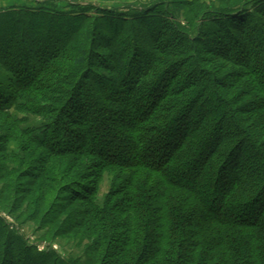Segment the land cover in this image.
Wrapping results in <instances>:
<instances>
[{
  "label": "trees",
  "instance_id": "1",
  "mask_svg": "<svg viewBox=\"0 0 264 264\" xmlns=\"http://www.w3.org/2000/svg\"><path fill=\"white\" fill-rule=\"evenodd\" d=\"M46 5L0 12V211L85 259L0 218V264H264V0Z\"/></svg>",
  "mask_w": 264,
  "mask_h": 264
},
{
  "label": "rangeland",
  "instance_id": "2",
  "mask_svg": "<svg viewBox=\"0 0 264 264\" xmlns=\"http://www.w3.org/2000/svg\"><path fill=\"white\" fill-rule=\"evenodd\" d=\"M158 1L160 0H0V12L4 10H37L39 8V5L46 2L47 5L46 7H43V10H47L48 12L55 11L67 14L75 12L74 14H80L82 11H80L79 8L73 9L71 7L73 5L78 4L85 7L88 6L90 8L89 10L86 9L85 11V14L88 16L99 18V16L110 15L109 17L119 20V18H126L129 16L132 17L134 15V12L143 11L149 5ZM201 1L209 2L211 0ZM179 11L180 15H182L183 9H179ZM180 21L181 23H183V20L181 18ZM11 112L16 119L26 118V125L29 127L38 126L41 122V119L39 117L32 115H22L20 113H17L13 109L11 110ZM1 136L2 132H0V137ZM12 148H14L13 145L10 146L11 150ZM106 191L107 185L106 183H104L101 186L100 194L102 195ZM0 218L3 219L10 226L11 229L17 230L18 233L21 234L29 244H35L36 246L43 245L44 248L47 247L48 244H51L50 246L52 251L64 258H80L81 261L85 259L83 254V247L77 245L72 240H69L67 238H60L51 241L50 238L47 239L46 237L44 238L42 236L44 230H37L35 225L29 223L25 225H19V223L11 215H8L7 213L2 211H0Z\"/></svg>",
  "mask_w": 264,
  "mask_h": 264
},
{
  "label": "built area",
  "instance_id": "3",
  "mask_svg": "<svg viewBox=\"0 0 264 264\" xmlns=\"http://www.w3.org/2000/svg\"><path fill=\"white\" fill-rule=\"evenodd\" d=\"M37 248H38L39 251H42L44 249V246L43 245L42 246H37Z\"/></svg>",
  "mask_w": 264,
  "mask_h": 264
}]
</instances>
